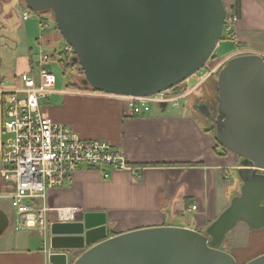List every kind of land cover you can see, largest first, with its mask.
<instances>
[{
	"label": "water",
	"instance_id": "95a60500",
	"mask_svg": "<svg viewBox=\"0 0 264 264\" xmlns=\"http://www.w3.org/2000/svg\"><path fill=\"white\" fill-rule=\"evenodd\" d=\"M22 1L33 13H52L81 84L116 97L153 96L207 69L226 16L223 0ZM213 77L211 104L200 98L190 109L212 122L218 145L238 158L241 186L228 207L202 233L160 226L107 237L103 213L52 222L47 264H237L222 249L226 235L240 222L264 228V59L232 57ZM158 107L163 112L167 105ZM9 228L0 209V237ZM14 233L16 249L26 250L31 233ZM245 264H264V254Z\"/></svg>",
	"mask_w": 264,
	"mask_h": 264
},
{
	"label": "crops",
	"instance_id": "0c3cea01",
	"mask_svg": "<svg viewBox=\"0 0 264 264\" xmlns=\"http://www.w3.org/2000/svg\"><path fill=\"white\" fill-rule=\"evenodd\" d=\"M223 3L231 8L234 0ZM25 10L21 0H0V29L4 32H0V81L9 87L18 75L35 69L41 48L52 56V65L63 68L65 59L71 57L60 48L62 40L54 31H40L37 15L22 19ZM237 17L233 38L219 43L230 46L223 56L254 54L264 59V0H240ZM208 82L195 81L187 98L173 107L176 109L167 112L166 107L162 112L153 107L139 117L119 97L86 90L72 79L66 83L56 80L55 92L40 101L43 116L82 140L103 141L121 150L134 170L102 169L107 178L97 168L76 171L65 187L48 192L49 205L55 210L75 211L73 220L53 212L47 218L49 224L78 222L85 213H103L107 237L160 226L202 233L238 195L241 186L236 177L238 158L220 148L211 128L190 109L192 101L202 98ZM1 121L0 106V150L4 143ZM2 187L0 183V193L4 194ZM191 206L196 209L191 211ZM0 209L12 225L13 209L11 213ZM237 226L229 232L233 242L226 239L222 249L237 264L264 254V228L249 231L245 224L244 230ZM12 229L0 237V264H47L48 234L43 238L31 232L27 249L20 251Z\"/></svg>",
	"mask_w": 264,
	"mask_h": 264
},
{
	"label": "built area",
	"instance_id": "2783aa9c",
	"mask_svg": "<svg viewBox=\"0 0 264 264\" xmlns=\"http://www.w3.org/2000/svg\"><path fill=\"white\" fill-rule=\"evenodd\" d=\"M26 18L24 14L23 19ZM237 20L235 12L227 8L222 39L233 38ZM44 26L56 32L53 19L52 23L47 20ZM64 50L69 52L70 48L65 45ZM51 58L41 48L32 72L18 75L11 87L0 81L1 128L7 136L0 150V180L5 186L4 197L9 199L14 212L13 230L35 232L43 238L50 214L55 212L59 217L64 214L66 219L73 220L75 212L53 209L48 203L49 191L65 187L72 175L83 168L134 170L121 150L103 141L82 140L64 125L43 116L40 101L55 92L56 78L47 66ZM218 68H208L196 81L203 82ZM184 87L179 93L167 90L145 98L121 99L140 117L159 104L177 107L193 88ZM102 177L107 178L108 174L103 171ZM195 209V206L190 208Z\"/></svg>",
	"mask_w": 264,
	"mask_h": 264
},
{
	"label": "rangeland",
	"instance_id": "374dc122",
	"mask_svg": "<svg viewBox=\"0 0 264 264\" xmlns=\"http://www.w3.org/2000/svg\"><path fill=\"white\" fill-rule=\"evenodd\" d=\"M21 2L23 3V1L21 0ZM225 5V4H224ZM227 6V5H226ZM225 6V7H226ZM26 10H27V8H26ZM25 10V11H26ZM31 14H32V16L33 15H36L37 13H33V12H31V11H29L28 10V15H29V17H31ZM45 15H47V18H53L52 17V13H50V12H47ZM38 18H39V16H37ZM37 18V19H38ZM45 31V30H44ZM0 32H3V30L2 29H0ZM3 34H4V32H3ZM223 36H224V34H223ZM226 41L225 40H223L222 38H221V41L219 42V43H221V44H224ZM63 47H65V45H64V42L63 41H60V48H62L63 49ZM230 47V46H229ZM228 47V45H224V46H221L220 44H219V46L215 49V51H214V53H213V55L211 56V58H210V60L208 61V63H207V67L210 69H215V68H217L218 66H219V64H221L223 61H225V60H228V58L230 59V58H232L233 56H231V57H228V58H226L225 56L226 55H224L223 56V52L226 50V48H229ZM48 67H49V70L55 75V78H56V80H57V82H63V83H66V82H68L70 79H72L73 80V83H75L76 85H80L81 83H82V80H83V75H82V73H81V70H80V68L78 67V66H67V68L68 69H66L65 70V72H64V69L61 67V66H59V65H52V62L48 65ZM204 73V70H201L200 72H198L196 75H197V77H199L200 75H202ZM193 78V77H192ZM194 79V80H193ZM192 80H189V82H187V86L189 85V87H191L194 83H195V81H196V79H195V77L193 78ZM213 81H214V79H210L209 80V82L206 84V87L203 89V91H204V94H208V93H210V96H211V98H210V102H211V99L214 97V95H215V91H214V89H213V86H212V83H213ZM81 82V83H80ZM82 85V84H81ZM83 87L86 89V90H90V88H88V87H86V86H84L83 85ZM207 90V91H206ZM206 91V92H205ZM208 92V93H207ZM204 94H203V97H204ZM180 102H182V101H180ZM186 103H187V100H186ZM174 109H176V108H173L172 106H168V108H167V112H170V111H172V110H174ZM199 118H200V120L201 121H203L209 128H211V130L214 132V126H213V124H212V122L211 121H207V120H205L204 118H202V117H200L199 116ZM6 139H7V136H2V140H3V142H5L6 141ZM233 176V175H232ZM0 196H1V193H0ZM0 206L5 210V211H7V212H12V207H11V205H10V201L8 200V199H5V198H1L0 197ZM14 223V218H13V220H12V223L11 224H13ZM238 226L237 227H240V230H244V224L243 223H238L237 224ZM236 227V226H235ZM13 228V226L12 225H10V228H9V230L7 231V232H9L11 229ZM248 229V228H247ZM13 230V229H12ZM236 230V229H235ZM249 231H253V230H250V229H248ZM231 231H234L233 229L231 230ZM230 231V232H231ZM255 231H257V230H255ZM15 234V233H14ZM229 240V243L232 241L233 242V239H232V236H231V233H229V234H227L226 235V238H225V240Z\"/></svg>",
	"mask_w": 264,
	"mask_h": 264
},
{
	"label": "bare ground",
	"instance_id": "6f19581e",
	"mask_svg": "<svg viewBox=\"0 0 264 264\" xmlns=\"http://www.w3.org/2000/svg\"><path fill=\"white\" fill-rule=\"evenodd\" d=\"M24 4V3H23ZM26 8V7H25ZM230 10H232L231 8H229ZM225 10H227V7H225ZM232 11H234V10H232ZM51 13V12H50ZM24 14H26L27 15V18L26 19H23V15ZM46 13H37L36 15L37 16H40L41 17V15H45ZM236 14V13H235ZM237 15V14H236ZM38 18V25H39V29H40V31L41 32H43L44 30H47L48 29V27H45L44 26V24L46 23V21L47 20H49L51 23H52V19L50 18H46V17H42V18ZM53 17V16H52ZM29 18V15H28V9L26 10V11H24L23 12V14H22V19L23 20H27ZM53 22H54V20H53ZM54 25H55V23H54ZM55 29H56V26H55ZM59 37H60V35H59V33H58V31H57V29H56V32H55ZM61 38V37H60ZM62 40V39H61ZM223 40H226V39H223ZM63 41V40H62ZM64 42V41H63ZM64 44L65 45H67L65 42H64ZM68 46V45H67ZM69 47V46H68ZM70 48V47H69ZM71 48H70V51H69V54H71ZM239 56H241V55H239ZM52 57V56H51ZM74 57V56H73ZM73 57H72V59H73ZM234 57H236V56H234ZM52 59V58H51ZM72 59L70 60V63L72 64ZM229 59V58H228ZM53 60V59H52ZM226 61V60H225ZM225 61H223L221 64H219V67L225 62ZM52 62V61H51ZM72 65H77V64H72ZM219 69V68H218ZM81 70V69H80ZM206 70H208V67H207V69H205L204 70V72L206 71ZM217 73V72H216ZM216 73L215 74H213V75H211L210 77H208V78H206L203 82H205L206 80H210V79H214V77L213 76H215L216 75ZM204 74V73H203ZM202 74V75H203ZM201 76V75H200ZM199 76V77H200ZM192 77H196L197 78V75H194V76H192ZM191 77V78H192ZM191 78H189L188 80H186L185 82H183L182 84H180V85H182V87L183 88H185L184 86H187L186 84H187V82H189V80L191 79ZM180 85H178V86H180ZM7 87H9L8 85H7ZM187 87H189V85L187 86ZM89 88V87H88ZM173 89V88H172ZM172 89H170V90H172ZM90 91H93L92 89H90ZM94 93H97L98 94V92H95V91H93ZM99 94H102V93H99ZM103 95H106V94H103ZM109 96H112V95H109ZM114 97H116V96H114ZM119 98H122V97H119ZM155 107H158V105L157 106H155ZM214 135H215V133H214ZM0 183L2 184V190H4L5 191V186H4V182L3 181H1L0 180ZM6 192V191H5ZM6 194L4 193V194H1V198H5V199H7L6 197H4ZM9 200V199H8ZM11 205V204H10ZM62 216H66V215H64V214H62ZM50 225V224H49ZM30 232V231H29ZM31 233V232H30ZM47 234H48V230H47V232H46ZM32 234V233H31ZM48 236H49V234H48Z\"/></svg>",
	"mask_w": 264,
	"mask_h": 264
},
{
	"label": "trees",
	"instance_id": "16d2710c",
	"mask_svg": "<svg viewBox=\"0 0 264 264\" xmlns=\"http://www.w3.org/2000/svg\"><path fill=\"white\" fill-rule=\"evenodd\" d=\"M231 9H233L234 10V12L237 14V15H239V10H240V0H234V3H233V5L231 6ZM71 57H68V58H66L65 59V61H64V67H63V69H64V71L66 70V69H68L67 68V66H78L79 67V65L77 64V65H72L71 63H70V60L72 59V57L74 56V54H73V52L71 51ZM63 66V65H62ZM82 73V72H81ZM183 90V87H182V85H180V86H177V87H175V88H173L172 89V91L174 92V93H179V92H181ZM216 139V138H215ZM217 142V141H216ZM218 144V143H217ZM221 148V147H220ZM222 150H225V149H223V148H221Z\"/></svg>",
	"mask_w": 264,
	"mask_h": 264
},
{
	"label": "flooded vegetation",
	"instance_id": "af4514ba",
	"mask_svg": "<svg viewBox=\"0 0 264 264\" xmlns=\"http://www.w3.org/2000/svg\"><path fill=\"white\" fill-rule=\"evenodd\" d=\"M210 95L209 94H204V97L202 96L203 99H206L207 101L210 102Z\"/></svg>",
	"mask_w": 264,
	"mask_h": 264
}]
</instances>
